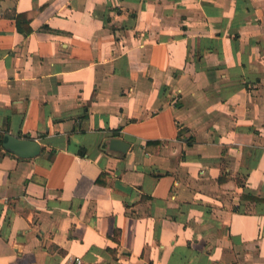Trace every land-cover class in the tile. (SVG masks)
I'll use <instances>...</instances> for the list:
<instances>
[{
	"label": "crops",
	"instance_id": "obj_1",
	"mask_svg": "<svg viewBox=\"0 0 264 264\" xmlns=\"http://www.w3.org/2000/svg\"><path fill=\"white\" fill-rule=\"evenodd\" d=\"M75 257L264 264V0H0V264Z\"/></svg>",
	"mask_w": 264,
	"mask_h": 264
},
{
	"label": "water",
	"instance_id": "obj_2",
	"mask_svg": "<svg viewBox=\"0 0 264 264\" xmlns=\"http://www.w3.org/2000/svg\"><path fill=\"white\" fill-rule=\"evenodd\" d=\"M2 145L4 148L22 156H33L38 153L40 149L33 139L20 138L10 134L6 135Z\"/></svg>",
	"mask_w": 264,
	"mask_h": 264
},
{
	"label": "built area",
	"instance_id": "obj_3",
	"mask_svg": "<svg viewBox=\"0 0 264 264\" xmlns=\"http://www.w3.org/2000/svg\"><path fill=\"white\" fill-rule=\"evenodd\" d=\"M80 260H81L80 257H75L73 264H78L80 262Z\"/></svg>",
	"mask_w": 264,
	"mask_h": 264
}]
</instances>
